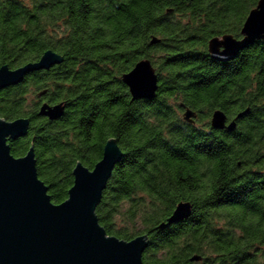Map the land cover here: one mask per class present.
I'll return each mask as SVG.
<instances>
[{"label":"trees","instance_id":"obj_1","mask_svg":"<svg viewBox=\"0 0 264 264\" xmlns=\"http://www.w3.org/2000/svg\"><path fill=\"white\" fill-rule=\"evenodd\" d=\"M257 1L0 0V67L62 58L0 91V119L29 121L10 153L33 149L60 204L76 164L91 170L113 139L124 156L95 215L107 235L147 236L141 264H264V40L226 61L207 50L213 37L240 38ZM144 58L157 92L132 100L121 76ZM43 103H62V115L38 116ZM214 110L234 129L212 128ZM180 202L189 216L157 228Z\"/></svg>","mask_w":264,"mask_h":264},{"label":"water","instance_id":"obj_2","mask_svg":"<svg viewBox=\"0 0 264 264\" xmlns=\"http://www.w3.org/2000/svg\"><path fill=\"white\" fill-rule=\"evenodd\" d=\"M240 35V38L229 34L211 38L207 44L208 53L216 60H231L248 44L264 40V0H258L256 6L248 12ZM153 42L156 40L153 39ZM61 61L62 58L57 53L48 50L38 62L13 70L5 65L1 66L0 73H3V77L0 78V91L20 83L31 71L46 70ZM133 73H136L139 81L146 82V86H139L134 90L130 83ZM121 80L127 86L132 100H150L156 95L158 76L147 58L139 60L130 71L121 76ZM43 93H39V96ZM63 109L62 103H43L38 116L56 120L62 115ZM247 112L248 109L237 117ZM183 118L191 123L195 114L186 109ZM0 124L8 129L4 137L0 136V264H141L148 245L146 235L133 238L140 241L135 253L119 249L114 242L104 240L102 232L105 236L108 235L95 215L96 206L113 168L124 156L115 140L109 139L106 142L102 158L91 170L80 163L76 164L72 171V186L61 205L51 202L47 186L39 179L33 149L30 148L19 158L10 153L8 142L26 135L28 119L19 118L11 122L0 119ZM210 125L214 129L231 131L235 122L227 124L225 114L214 110ZM97 168L101 178L94 184L82 185L83 171L93 172ZM45 196H49L51 205ZM177 208L185 210L179 217L175 212ZM190 208L189 203H178L172 215L157 228H164L187 218ZM111 238L120 240L114 236ZM200 259L197 255L191 258L192 261Z\"/></svg>","mask_w":264,"mask_h":264},{"label":"snow or ice","instance_id":"obj_3","mask_svg":"<svg viewBox=\"0 0 264 264\" xmlns=\"http://www.w3.org/2000/svg\"><path fill=\"white\" fill-rule=\"evenodd\" d=\"M250 21V19H249ZM251 27V25H250ZM3 77V73H0V78ZM130 83L133 86V89L135 90L137 87L139 86H146V82H141L137 79L136 77V73H133V76L130 78ZM6 131H8V129H6V127L2 124H0V136L4 137ZM100 170L93 171V172H89L87 170H84L82 175H81V184L82 185H91L94 184L98 179H100ZM36 179V178H35ZM45 195V194H44ZM47 198V202L50 204L49 202V196H45ZM64 204L63 202H61V205ZM51 205V204H50ZM184 209L183 208H177L175 210L176 212V216H181L184 213ZM102 236L104 238V240L109 241V242H114V245L122 250L125 251H132V252H136L138 245L140 244V241L138 240H131V241H125L123 238H121L119 241H116L114 239L111 238L112 234L109 233L108 236H105V234L102 232Z\"/></svg>","mask_w":264,"mask_h":264},{"label":"bare ground","instance_id":"obj_4","mask_svg":"<svg viewBox=\"0 0 264 264\" xmlns=\"http://www.w3.org/2000/svg\"><path fill=\"white\" fill-rule=\"evenodd\" d=\"M208 46V45H207ZM208 50V49H207ZM157 92V91H156ZM226 121H227V119H226ZM146 238H147V236H146ZM147 241H148V238H147ZM148 243V242H147ZM148 246V245H147ZM147 248V247H146Z\"/></svg>","mask_w":264,"mask_h":264},{"label":"flooded vegetation","instance_id":"obj_5","mask_svg":"<svg viewBox=\"0 0 264 264\" xmlns=\"http://www.w3.org/2000/svg\"><path fill=\"white\" fill-rule=\"evenodd\" d=\"M229 122H230V121H229V120H227V122H226V123L228 124Z\"/></svg>","mask_w":264,"mask_h":264}]
</instances>
